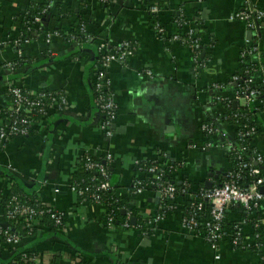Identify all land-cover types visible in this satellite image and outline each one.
I'll return each instance as SVG.
<instances>
[{
  "label": "crops",
  "instance_id": "1",
  "mask_svg": "<svg viewBox=\"0 0 264 264\" xmlns=\"http://www.w3.org/2000/svg\"><path fill=\"white\" fill-rule=\"evenodd\" d=\"M46 2L51 14L42 26L51 36L37 33L36 27L31 38L22 41L24 10L30 3ZM246 3L264 10V0H155V5L161 4L156 16L165 32L159 36L142 0H110L106 7L96 0H0V112L9 105V81L29 92H62L68 100L65 111L52 112L30 136L0 148V195L14 187L64 217V231L37 226L39 234L22 237L15 252L27 249L39 264H51L53 257L55 264H73L74 254L86 264H264V202L256 212L237 206L226 210L224 225L242 228L236 247L230 243L228 227L226 238L212 248L181 226V211L190 196L233 167L226 147L234 131L220 121L224 109L216 99L245 107L236 100L235 87L228 88L230 79L241 66L254 65V57L241 58L247 44H257L264 54V24L249 30L243 22L230 20ZM77 13L97 37L95 45L76 46L53 35L58 28L66 35ZM177 16L196 31L202 67L193 63V53L183 42L171 40L183 31L174 23ZM99 40H105L110 50L123 42L132 49L125 64H112L108 73L117 106L111 138L99 129L101 118L93 104ZM18 41L24 61L13 75L2 66L15 60ZM260 79L256 73V82ZM216 84L224 89H213ZM208 119L220 134L208 137L201 131ZM253 121L259 123L253 152L264 156V111L253 115ZM106 152L113 157L109 166L115 193L130 199L152 226L150 235L133 227L107 230L102 224L104 210L81 203L69 190L80 175L81 162L86 157L103 158ZM163 157L176 165L173 177L178 184L188 181V192L176 197V211L153 222L159 212L158 193L148 189L131 198L129 189L135 180L145 178L139 163ZM0 224L6 225L1 210ZM15 252L0 241V264H8Z\"/></svg>",
  "mask_w": 264,
  "mask_h": 264
},
{
  "label": "built area",
  "instance_id": "2",
  "mask_svg": "<svg viewBox=\"0 0 264 264\" xmlns=\"http://www.w3.org/2000/svg\"><path fill=\"white\" fill-rule=\"evenodd\" d=\"M100 4H107L110 0H96ZM144 1V0H142ZM149 13L158 14L160 9L157 5H153L147 9ZM231 21L243 22L249 30H255L259 24H264V10L254 9L249 7L246 3L243 10L233 14L230 17ZM34 22L39 24L40 18H35ZM174 23L181 33H177L172 36L171 40L174 42H181L182 36H184V45L193 53V63L197 67H202L203 61L200 55V42L196 34V31L189 26L187 21L183 19H175ZM155 30L159 36H163L164 28L161 22H157L154 25ZM80 32L82 33V40H77L73 35H66V39L76 46H82L93 40L91 34L87 32L84 25L81 26ZM53 35L58 37H64L57 31H54ZM46 38L51 36L46 33ZM3 46L0 43V48ZM18 47L15 60L8 61L2 66L3 70L9 74L16 73V71L22 66L23 54L21 50L22 43L18 41L16 43ZM97 53L99 55L97 71L94 76L93 85L94 88V105L102 115V118L98 124L99 129L104 133L107 138L113 136L114 122L117 117V106L115 103L114 95L110 91L109 81V69L112 64L119 63L125 64L127 58L131 56L132 49L128 43H121L114 49L110 50L105 40H99L97 43ZM254 57V65L250 64L253 68L252 73L246 79L240 80L238 75H234L229 82V85L235 87V98L244 102L245 107L251 109L255 107H261L264 111V88L260 92L259 88H255L258 83H261L264 87V54L260 48L255 45H246L241 52V58L246 60ZM244 63V62H243ZM248 73V71H246ZM259 73L261 79L259 82L255 80V74ZM148 76L150 72H146ZM242 82V86L239 83ZM223 85H213V89H224ZM6 95L9 98V105L0 112V148L4 149L7 143L15 138H25L31 135V133L40 126L43 119H46L52 112L62 113L68 107V100L65 93L62 92H29L21 86L14 85L12 81L6 83ZM217 104L221 105L224 109V103H232L228 99L217 98ZM226 109V108H225ZM223 110L220 114L224 120L229 116L237 118L236 114L228 113ZM227 114V115H226ZM215 124V123H214ZM213 126V123H203L201 125V131L208 137H213L220 134L217 124ZM257 128L251 125H235L234 137L237 146L242 145L246 139L252 138L256 135ZM223 136V134H222ZM230 146V142L227 143ZM244 148L241 147V153L237 155L238 170H230L226 173L224 180L219 185H212L209 189H199L194 195H191L188 201L187 208L185 207L181 211V226L182 228L196 236H201L204 241L212 248H216L227 235V229L224 225L225 212L232 206H237L243 211L250 213L256 212L260 209L261 203L264 202V193L260 192L264 184V178H259L248 187H242L239 184L241 179V171L247 170L250 176L259 174V168L264 167V156L257 152H252L247 161L246 155L243 153ZM103 163L98 159H92L86 157L80 164V172L91 173L86 180L80 182H73L69 185V190L73 192L81 203H89L98 207H101L104 212L106 211L107 204L103 201V193L112 190L111 174L108 170V166L113 160L112 155L109 152L104 154ZM139 166V165H138ZM144 173V179L135 180L130 189L129 195L131 198L142 195L148 190V187H154L155 191L159 194L160 201H174L178 196L176 187L170 182L162 181V177L165 173V167L161 161H155L153 164L144 167H139ZM172 171L177 168H171ZM170 173L169 171H167ZM146 178H148L146 180ZM187 187V185H184ZM187 193L188 191H183ZM116 196H118L116 194ZM119 197V196H118ZM176 203V202H175ZM176 205H168L167 212H158L153 222L165 217L167 213H171L177 210ZM0 210L7 222L12 225L21 224L27 237H31L33 230L38 226V223L43 218H48L52 221L56 230L64 231V217L62 214L56 212L53 208L41 203L35 196H28L25 194H11L8 198L4 195H0ZM130 215H127V221H125L120 227L123 229L131 228L128 222H130ZM114 219L108 216L106 229L113 230ZM258 229V224L254 226ZM138 231V228H134ZM242 228L240 224H235L233 232L231 231L230 243L233 247L239 246L242 239ZM258 237V235H256ZM0 241L1 243L15 249L21 243V236L10 230V227L0 224ZM17 260H13L11 264H39L37 258L32 254H24L22 252Z\"/></svg>",
  "mask_w": 264,
  "mask_h": 264
},
{
  "label": "trees",
  "instance_id": "3",
  "mask_svg": "<svg viewBox=\"0 0 264 264\" xmlns=\"http://www.w3.org/2000/svg\"><path fill=\"white\" fill-rule=\"evenodd\" d=\"M143 4L147 10L149 7H151L155 4V0H144ZM101 5H103V4H101ZM46 6H47V2L46 3H30L26 7V9L24 10V12L22 14V18H21V26H22L21 27V35H22L21 39H22V41H24L25 39H30L32 33L36 32V30H37L36 27L39 28L37 30V33L42 32L44 35L46 34L47 30L43 29L42 24L46 23V21L49 19L50 14H51L50 10H48ZM103 6H105V7L108 6V3L104 4ZM157 7L159 9H161V4H159V6L157 5ZM148 16H149L151 22H153L154 24L159 22L156 14H152V13L148 12ZM35 18H40L39 24H36L34 22ZM63 18H64V16H62L60 18V20H62ZM74 18H75V21H74L73 25H71L70 30L66 33V35H73V37H75L77 40H82V33L80 32V28L82 25H84L85 22L82 19L83 18L82 15L79 13L74 15ZM180 18L183 19L182 16H177V17H174V20L180 19ZM55 31L60 33V35L64 34V31L60 28L56 29ZM87 32L92 35L93 40L88 42V43L83 44L82 46H85L87 44H94L95 40H97V37L94 34L89 32L88 30H87ZM66 35L63 38L66 41H68V39H66ZM182 40H184V36H182ZM182 40H181V42H183ZM68 42H70V41H68ZM199 51H200V49H199ZM96 53H97V45H96ZM98 60H99V55L97 53V62H96L97 66H98ZM253 68L254 67H252L251 65H243L235 73V75H238V77H240V80L246 79L252 73H254V71H252ZM246 71H248V73H246ZM239 85L242 86V82L239 83ZM94 88H95V86L93 85V88H92L93 104H94V97H95ZM228 88H234V86L233 85L228 86ZM255 88H259L260 92H262L264 87L262 86L261 83H258V85H256ZM94 107H95V105H94ZM224 107L226 108V109L225 108L224 109L226 111H228L227 114L231 113V115L232 114L237 115V118H232L229 116V118L226 120H224L223 118L220 119L221 122L228 123L229 125H231L233 127V131H234L235 125H245V124H247V125L249 124L251 126H253V125L258 126L259 125L258 121L252 122V116L255 114H258L260 111H263V109L261 107H255V108L249 109L247 107H239V106L235 107V106H233L232 103H224ZM97 111H98V109H97ZM98 114L100 115V118H102V115L100 114L99 111H98ZM205 123H213V122L211 119H208L205 121ZM213 126H216V125L213 123ZM233 134H234V132H233ZM252 139H253V137L248 138V139H246V141L242 145L237 146L235 143V137L233 135V138H231V140L229 141L230 146L226 147V156L233 166L231 170H234V171L238 170L237 165L239 162L237 160V155H238V153L239 154L241 153V147H243L245 149L243 153L246 155L247 161H250L249 157L253 152V147L251 145ZM97 159L99 162L103 163L102 158H97ZM95 160H96V158H95ZM153 162H155V161L141 162V163H139V167H142V169H143L144 167H147V166L153 164ZM161 163L165 167V170H166L163 177H162V181L172 183L176 187L178 194H183L184 193L183 191H187L188 186L184 187V185H188L189 184L188 181H182L181 184H178L173 177V174L175 171H172L171 168L176 167L174 162H171L168 158L163 157L161 160ZM108 170L111 174L110 166H108ZM167 171H169L170 173H168ZM91 175H92L91 173L81 171L80 175H78L79 177H78L76 182L78 183L82 180H86ZM225 175H226V173L222 174L217 180H215L212 183V185L221 184L224 180ZM240 175H241V179L239 181V184L242 187H248L253 182H255L257 179L262 178V177L264 178V167L259 168V174H257V175L250 176L247 170H242ZM147 179L148 178H146V180ZM186 183H188V184H186ZM199 186H201V184H199ZM263 186H264V184H263ZM148 189L149 190H155L154 187H150V186L148 187ZM204 189H206V188H204ZM17 193L23 194L19 190H17L16 188L13 187V188H11L10 192L4 196H5V198L6 197L8 198L11 194H17ZM102 195H103L104 203L107 204L106 211L104 212V216L102 218L103 226L106 227L108 216H111L114 219V222H113L114 229L119 228L125 221H127V215L129 214L130 219H132V218L134 219L133 225L130 222H128L130 227H133V229L138 228V232H140L143 235L145 234L146 236H148L151 234L152 226H149L147 224V222L144 221L143 217L134 209V207L132 206V204L130 202V199L120 198V197L116 196L115 189L113 187H112V190L107 191V192L103 193ZM168 205H176V203L174 201L173 202L172 201H160L159 208H160V210L167 212V206ZM187 205H188V203L185 205L186 206L185 209L187 208ZM160 210H159V212H162ZM234 225L235 224H227L225 227L226 228L228 227L230 229V231L233 232ZM6 226L10 227V230L17 232V234H19L21 236V238L27 237L26 233L23 229V226L21 224L17 223V224L12 225L10 222H7ZM38 226L42 227V228L43 227L47 228L48 232H54V228H55L52 224V221H50L48 218H43L42 220H40L38 223ZM39 227L34 228L31 237H35L36 235L39 234L38 232L41 230V228H39ZM259 234H260V232H259ZM19 252H22L24 254H31L29 250H27V249L25 250L24 248H22L21 250H17L14 253V255L12 256V259L10 260V262L8 264H11V262L13 260H17L19 258L20 254L17 255V253H19ZM72 259L74 260L73 264H86L84 261L78 260L79 257L77 254H74ZM51 261H52L51 264H55L57 261V258L53 257Z\"/></svg>",
  "mask_w": 264,
  "mask_h": 264
},
{
  "label": "water",
  "instance_id": "4",
  "mask_svg": "<svg viewBox=\"0 0 264 264\" xmlns=\"http://www.w3.org/2000/svg\"><path fill=\"white\" fill-rule=\"evenodd\" d=\"M203 56V55H202ZM209 177H212V175H209ZM217 176L215 175V178H216ZM212 185L211 184H209V185H205V188L206 189H209L210 187H211ZM260 192H262V193H264V188H261L260 189ZM159 196V194H157V197ZM130 223L133 225L134 224V219L132 218L131 220H130Z\"/></svg>",
  "mask_w": 264,
  "mask_h": 264
}]
</instances>
